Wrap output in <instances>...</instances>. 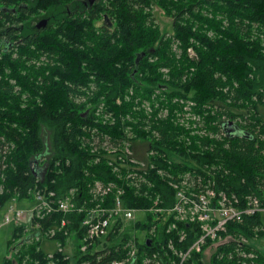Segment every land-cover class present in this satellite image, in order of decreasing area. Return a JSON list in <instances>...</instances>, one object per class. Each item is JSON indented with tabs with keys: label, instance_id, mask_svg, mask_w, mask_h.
I'll return each instance as SVG.
<instances>
[{
	"label": "trees",
	"instance_id": "obj_1",
	"mask_svg": "<svg viewBox=\"0 0 264 264\" xmlns=\"http://www.w3.org/2000/svg\"><path fill=\"white\" fill-rule=\"evenodd\" d=\"M153 3L172 16L168 36L153 21ZM38 18L46 19L45 27L34 26ZM251 29L264 37V0H0V208L33 206L36 192L53 206L48 192L63 198L69 188L75 189L71 201L80 208L41 210L29 218L30 232L23 236L24 225L14 226L12 240L17 241L1 264H132L135 259L142 264L145 257L148 264L177 262L171 248L186 250L197 225L176 219L177 228L166 232L168 217L159 236L152 232V237L151 214L145 211L156 196L163 208L174 203L173 184L180 185L177 173L184 171L201 182L191 189L184 185L187 193L208 186L216 194L221 190L237 208L250 199L264 207V118L259 111L264 46ZM188 47L195 51L192 58ZM129 89L148 99L157 90L163 95L157 102L167 113L132 112L135 97L116 104ZM174 97L190 100L205 132L190 136L188 145L181 138L188 129L172 115ZM101 112H109L111 122L101 123ZM227 120L247 135L225 134L221 124ZM92 128L113 146L144 141L152 152L145 168L125 169L92 151ZM173 154L181 161H174ZM133 157L120 160L129 164ZM96 181L109 190L101 194ZM116 197L145 216L147 223L132 226L144 231L150 243L145 238L135 255H126L119 242L129 223L117 217L104 236L81 250L82 219L91 209L111 208ZM15 199L27 200L28 206ZM165 214L174 216L154 215ZM40 230L53 232L58 246L52 253H45L38 240L30 241ZM218 237L228 238L215 246L209 264H264V253L248 243L264 238L259 212L227 221ZM201 250L191 251L183 264H203Z\"/></svg>",
	"mask_w": 264,
	"mask_h": 264
},
{
	"label": "rangeland",
	"instance_id": "obj_2",
	"mask_svg": "<svg viewBox=\"0 0 264 264\" xmlns=\"http://www.w3.org/2000/svg\"><path fill=\"white\" fill-rule=\"evenodd\" d=\"M151 14L153 17V21L155 23H157V25H158V28L160 30V34L165 35V36H168L169 34H171V24H172V20H173L172 16L167 15L156 3H153L151 5ZM96 24L97 25L101 24V20H98L96 22ZM250 31L253 35H255V36L258 35L257 37L260 39L261 45L264 46V37H261V32H258L257 30H254V29H251ZM255 36H252V38ZM172 49H174V48H172ZM185 52L189 58H192L193 56H195V51L192 49V47H188ZM176 54H178V50H176ZM263 54H264V51H263ZM262 91L264 94V88ZM131 97H135L132 101L133 102V106L131 108L132 112H133V110H135V111L138 110V111H141L145 115L147 113L151 114V111L154 110L153 113L156 114V117H158V116L162 117L167 113V107L161 106L157 102L159 99H163V95H161L160 92H157V90H154V92L151 94L150 98L148 99V98H144V97L134 96L133 91L131 89H129L124 95H122V97H117L115 100V103L116 104L120 103L121 99H123L124 101L130 100ZM171 101L175 105V109L172 111V115L174 117L175 122L179 123V125L182 124L183 128L188 129L187 133H184L181 136L185 145H188V143L190 142V136H193L195 134L198 136H201V134L205 133L204 129L202 128L200 119H199L198 115L194 112L193 105L191 104L189 99L184 100L181 98H175L174 97ZM87 106L90 107L92 105H87ZM101 108H102V105H99L97 107L96 111H99ZM259 111H260V114H262V116L264 118V95L261 98V104L259 105ZM96 115L98 116V114H96ZM126 118H128V120H130V113L127 114V117L125 116V119ZM99 120L102 121L101 123L111 122L110 113L109 112H101L99 114ZM234 120L239 124L241 122L238 119H234ZM126 129L127 128L125 127L123 129V131H126ZM92 130H93V132L91 133L92 134V141L90 142V149L92 151L93 150L99 151V154L101 155V157H104V158L108 159L109 161L117 160L116 163H118V166L124 167L125 169L145 168V165L147 164L146 159H148L147 158L148 156L152 155V152L148 151L147 145L145 144L144 141L136 140L134 142L132 141V142L128 143V142L122 140L120 142V144H118V146H113V144L110 143L108 137L106 135H104L103 132L102 133L99 132L100 134H102V135H100L99 133H97L95 128H92ZM95 133H97V134L94 135ZM42 135L44 137H47L46 132H42ZM129 153H130V155H128ZM131 155H132V157L134 156L135 158L134 157H133L134 159L130 158V160L127 159L129 161L128 162L129 164H126L125 160H124V163L120 160V159H125V158H127V156H131ZM171 158L174 159V161H176V162L181 161V160H179L180 157H178L174 154L171 155ZM142 161H144V162H142ZM42 163H43V159H41L39 161V165H42ZM57 173H59V171ZM129 174L134 175V173H129ZM177 176L181 178L182 182L180 184L186 185L190 189L194 185L198 186L201 183L199 176H196V179L194 180L193 176H190L188 174V172H186V171H184L182 173H177ZM94 186L99 187V186H101V184L98 181H96V182H94ZM207 188H209V187L204 186V190ZM220 192H222V191L220 190ZM66 194L71 196V197H74L75 189L69 188L66 191ZM18 201H19V204H23L24 207L28 206V205H26L27 200H23V199L18 200L17 199L16 203H18ZM159 204H160L159 198L156 196L155 199L152 200V202L146 208L145 213L151 214L150 215L151 220L149 222L145 219V216L139 215L138 213L135 215V218L132 222H125V223H129L126 227V232H123L124 235H126V238L123 240H120L119 247H122L124 250H127L126 255H129L130 257L132 255H135L138 251V244L142 243L145 238L150 239V237L147 236L144 233V231H141L140 229H138L139 228L138 226L137 227L134 225L132 226V223H134L135 221H139V223H147V222L151 223V222H153V225H151L152 229L149 231V234H150V236L153 237V235L156 233V236L154 235L156 238L159 236V233L161 231V227L164 225V223L166 222L168 217L169 218L171 217L172 221L170 223H168L166 227L164 226L165 231L167 232V231L174 230L177 228L176 225L174 224V222L177 220L175 219V217L173 215L170 216L169 214H165V215H161L160 217H157L154 215L156 213H159V214L164 213L162 211L163 207L159 206ZM16 206H20V205H16ZM4 210H5L4 207L0 208V264L2 263L4 258L6 257L8 249L17 241L15 239L12 240V231H13L14 226L24 225L23 226L24 230L22 231L21 236L30 232L25 226V224L28 223L27 218H26V220H24L23 223L21 222L20 224L17 222L15 223L13 221L2 222L1 219H2V213L4 212ZM261 218H262V226L264 228V213L262 214ZM157 219H159V220H157ZM182 223H185V222H182ZM152 232H154V233H152ZM178 232H180V230ZM52 234H53L52 231H49L47 234H46V232L43 233L41 231V235L39 237H37L36 239L33 238L30 241H35V240L37 241L38 240L39 247L45 253H52L53 250L57 249V246H58L57 240L54 239ZM21 238L22 237H20L19 239H21ZM227 238L228 237H226V238L217 237L216 239L210 241L209 244H207V245L205 244L206 246L201 250L200 261L203 264H209V258H210V255L213 253L215 246L219 243H222ZM17 239H18V237H17ZM30 241H28V242H30ZM180 241L181 240L179 238L178 242H180ZM248 243L251 246H253L254 248L259 249V251L264 253V238L252 239V240L248 241ZM171 249H173V253H175V254H177L180 251V250H177L176 248H171ZM68 250L69 249H64L62 251L63 254H66V256H70ZM142 256H144V254H142ZM146 258H148V257L143 258V260L141 262L142 264H148V261H146L148 259H146ZM49 262H51V261H47V263H49ZM73 262H74L73 260H70L69 264H73ZM135 263H136V259H135L134 263H132V264H135ZM81 264H83V263H81Z\"/></svg>",
	"mask_w": 264,
	"mask_h": 264
},
{
	"label": "built area",
	"instance_id": "obj_3",
	"mask_svg": "<svg viewBox=\"0 0 264 264\" xmlns=\"http://www.w3.org/2000/svg\"><path fill=\"white\" fill-rule=\"evenodd\" d=\"M183 186L181 184H173L176 189L174 194L175 201L168 208H163L162 211L164 213H173L175 219L185 222L187 225L188 223L196 224L198 234L186 250L177 253L178 261L172 262V264H183L191 251L199 252L201 250V246L206 239L213 240L217 238L219 232L224 230L227 221L239 219L242 214L252 215L256 212H264V207L258 206L256 199H250L245 207L237 208L230 201L226 202L222 192L216 194L212 188H207L204 191L187 193ZM95 187L98 191H101V194H105L109 190V185L103 189L101 186ZM47 195L53 197V206L44 198L43 194L36 192L34 193L35 204L33 206L16 208L13 205H8L2 213V222L13 221L20 224L27 218L29 223V218L38 217L41 210L45 213L53 211L67 213L73 210H80V208L73 205L72 197L69 195L63 198L53 196L51 192H48ZM233 202L236 203V200ZM121 203L120 198L116 197L111 208L91 209L86 214V217L81 221V225L86 227L83 237L85 243L81 246V250H84L87 245L93 244V241L104 236L112 220L117 217L124 222L134 220L138 210L126 207ZM63 223H67V221H61V224ZM34 225L37 227L36 223ZM47 264H53V262ZM111 264H122V262L114 260Z\"/></svg>",
	"mask_w": 264,
	"mask_h": 264
},
{
	"label": "water",
	"instance_id": "obj_4",
	"mask_svg": "<svg viewBox=\"0 0 264 264\" xmlns=\"http://www.w3.org/2000/svg\"><path fill=\"white\" fill-rule=\"evenodd\" d=\"M87 1L89 3H92L95 0H87ZM233 1H237V0H233ZM42 21H44V20H42ZM221 129L227 135H229V134H232V135H245V136L247 135L244 131H242L238 126H236L230 120L222 122ZM145 243L148 245L150 243L149 239H146Z\"/></svg>",
	"mask_w": 264,
	"mask_h": 264
},
{
	"label": "flooded vegetation",
	"instance_id": "obj_5",
	"mask_svg": "<svg viewBox=\"0 0 264 264\" xmlns=\"http://www.w3.org/2000/svg\"><path fill=\"white\" fill-rule=\"evenodd\" d=\"M42 20H44V21H42ZM46 24H47V21H46L45 18H38V19L35 20L34 26H35L36 28H40V27H45ZM4 40H5V39H3V41H4Z\"/></svg>",
	"mask_w": 264,
	"mask_h": 264
},
{
	"label": "crops",
	"instance_id": "obj_6",
	"mask_svg": "<svg viewBox=\"0 0 264 264\" xmlns=\"http://www.w3.org/2000/svg\"><path fill=\"white\" fill-rule=\"evenodd\" d=\"M264 212H262V213H260V219H261V221H262V218H261V216H262V214H263Z\"/></svg>",
	"mask_w": 264,
	"mask_h": 264
},
{
	"label": "bare ground",
	"instance_id": "obj_7",
	"mask_svg": "<svg viewBox=\"0 0 264 264\" xmlns=\"http://www.w3.org/2000/svg\"><path fill=\"white\" fill-rule=\"evenodd\" d=\"M167 260V259H166Z\"/></svg>",
	"mask_w": 264,
	"mask_h": 264
}]
</instances>
